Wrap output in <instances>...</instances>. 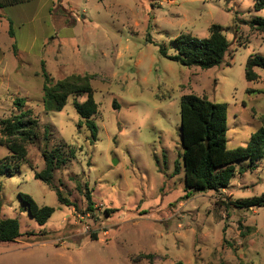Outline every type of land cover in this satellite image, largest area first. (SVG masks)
Wrapping results in <instances>:
<instances>
[{
    "label": "rangeland",
    "instance_id": "obj_1",
    "mask_svg": "<svg viewBox=\"0 0 264 264\" xmlns=\"http://www.w3.org/2000/svg\"><path fill=\"white\" fill-rule=\"evenodd\" d=\"M0 13V119L22 97L41 125L19 172L0 177V220L17 218L22 233L0 242V264H264V205L234 202L264 195V160L226 189L189 197L180 164L185 94L227 103L228 148L245 146L262 126L264 68L249 81L246 62L264 56V32L250 26L264 9L253 0H31ZM215 23L230 41L221 66L189 68L159 54V44L173 53L176 36L207 37ZM42 61L55 81L92 77L95 142L73 104L86 94L60 111L44 109ZM55 147L75 155L48 184L35 172L45 168L43 150ZM8 153L0 145V157ZM56 189L76 206L61 204ZM20 192L55 208L45 224Z\"/></svg>",
    "mask_w": 264,
    "mask_h": 264
},
{
    "label": "trees",
    "instance_id": "obj_2",
    "mask_svg": "<svg viewBox=\"0 0 264 264\" xmlns=\"http://www.w3.org/2000/svg\"><path fill=\"white\" fill-rule=\"evenodd\" d=\"M31 0H0V10L9 5L29 2ZM256 11L264 9V0H253ZM3 15L0 13V20ZM250 26L257 32H264V17H255ZM9 34L15 37L13 22L10 20ZM148 42L154 43L150 38ZM230 48V41L220 24L210 26L207 37H198L191 33H181L174 38L173 53L163 44H159V54L186 67H199L203 70L221 66ZM14 54L18 55V48L13 44ZM256 67L264 68V56L250 55L246 62V78L257 81L260 75ZM43 70V105L47 112L60 111L67 105L71 96L86 94V100H74L73 104L81 120L88 127L91 142L97 139L98 127L93 116L98 112V103L94 97V88L90 75H69L60 80H54L45 69ZM17 112L0 119V145L6 146L8 155L0 157V177H12L19 172L21 164L25 163L28 154L27 146L39 139L40 121L34 116L31 108L26 107L25 98L19 97L14 101ZM114 106H117L114 102ZM181 136L183 152L181 154L185 171V186L187 197L192 194L226 189L230 186L236 173L243 174L247 170L253 171L264 160V121L262 126L254 132L245 146L228 148V106L227 103L214 102L206 97L195 94H185L180 102ZM45 140L48 137L47 128L44 131ZM73 150L66 153L62 148L55 147L43 150L45 168L35 172V177L48 184L51 183L54 171L64 166ZM248 159L246 166L236 168V162ZM181 165L176 161L175 174L180 171ZM58 200L67 206H76L65 197L60 189H56ZM88 201V210L95 209L92 193L86 187L84 192ZM20 198L26 203V209L40 224H45L54 213L52 206H40L28 193L20 192ZM237 207L249 208L264 205V195L254 196L234 201ZM106 212H109L107 209ZM22 236L20 222L17 218L0 220V242H13Z\"/></svg>",
    "mask_w": 264,
    "mask_h": 264
},
{
    "label": "crops",
    "instance_id": "obj_3",
    "mask_svg": "<svg viewBox=\"0 0 264 264\" xmlns=\"http://www.w3.org/2000/svg\"><path fill=\"white\" fill-rule=\"evenodd\" d=\"M258 73V72H257ZM259 74V73H258ZM260 75V74H259Z\"/></svg>",
    "mask_w": 264,
    "mask_h": 264
}]
</instances>
